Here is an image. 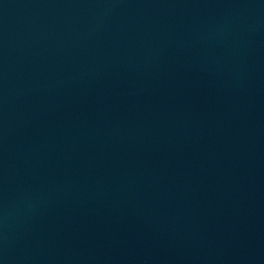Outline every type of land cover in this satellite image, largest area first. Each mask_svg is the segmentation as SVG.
I'll list each match as a JSON object with an SVG mask.
<instances>
[{
    "label": "water",
    "instance_id": "obj_1",
    "mask_svg": "<svg viewBox=\"0 0 264 264\" xmlns=\"http://www.w3.org/2000/svg\"><path fill=\"white\" fill-rule=\"evenodd\" d=\"M0 264H264V0H0Z\"/></svg>",
    "mask_w": 264,
    "mask_h": 264
}]
</instances>
